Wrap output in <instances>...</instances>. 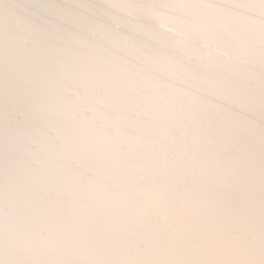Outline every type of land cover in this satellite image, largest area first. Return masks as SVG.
<instances>
[{"label":"snow or ice","instance_id":"snow-or-ice-1","mask_svg":"<svg viewBox=\"0 0 264 264\" xmlns=\"http://www.w3.org/2000/svg\"><path fill=\"white\" fill-rule=\"evenodd\" d=\"M0 264H264V0H0Z\"/></svg>","mask_w":264,"mask_h":264},{"label":"bare ground","instance_id":"bare-ground-1","mask_svg":"<svg viewBox=\"0 0 264 264\" xmlns=\"http://www.w3.org/2000/svg\"><path fill=\"white\" fill-rule=\"evenodd\" d=\"M37 2L43 3H56V4H66V3H101L102 0H37ZM114 3L123 2V0H112ZM161 2H173V0H161ZM197 2H201V0H197ZM202 2H210V3H231L233 0H202Z\"/></svg>","mask_w":264,"mask_h":264}]
</instances>
